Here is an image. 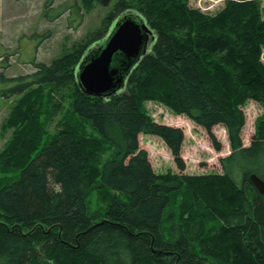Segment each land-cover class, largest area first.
<instances>
[{"label":"trees","instance_id":"obj_1","mask_svg":"<svg viewBox=\"0 0 264 264\" xmlns=\"http://www.w3.org/2000/svg\"><path fill=\"white\" fill-rule=\"evenodd\" d=\"M54 1L46 0L43 17L52 22L68 13L72 29L83 11L102 2L52 8ZM107 2L110 12L84 43L48 63L31 60V73L6 76L10 54L0 44V98H17L5 127H26L0 152V163L13 160L18 172L0 183V264H264V194L250 181L254 175L264 183L262 1L221 0L215 12H201L188 0ZM116 15L142 19L155 39L120 92L86 96L76 83L78 65L95 55L96 49L84 54L105 41ZM44 89L49 121L65 100L78 121L64 118L40 147V128L31 127V139L25 131ZM147 101L190 119L217 150L212 128L221 126L230 148L219 161L222 172L155 173L139 134L160 138L181 171L184 136L155 123L143 110ZM248 102L262 113L244 146L242 107ZM112 148L113 156L100 164V155ZM92 185L111 194L93 213L87 207ZM178 193L184 196L180 218L168 220L165 231L166 211Z\"/></svg>","mask_w":264,"mask_h":264},{"label":"rangeland","instance_id":"obj_2","mask_svg":"<svg viewBox=\"0 0 264 264\" xmlns=\"http://www.w3.org/2000/svg\"><path fill=\"white\" fill-rule=\"evenodd\" d=\"M69 1L80 2V0H55L52 8ZM220 1L188 0V4L201 12H215L220 7ZM261 1L264 6V0ZM45 2L46 0H0V44L3 52L10 54L7 57L9 67L4 71L6 76L14 77L31 73L33 71V66L29 64L31 60L48 63L59 56L68 54L75 45L85 42L87 36L100 25L101 19L110 12L112 7V3H108L107 0L94 3L89 11H83L82 22L75 29H72L67 24L68 13L48 22L43 17ZM122 16L124 15H116L114 24ZM103 42L96 41L93 45L90 44L91 47L84 55H87L90 50L100 47ZM47 93V89L41 92L39 99L41 103L35 107L32 118L26 125L28 129L25 131L29 133L28 137L31 139L35 135V130L30 131L31 127L40 128V147L46 144L58 131L64 118L71 116L69 100H65L60 112L49 121L46 113L48 109L44 107L50 100ZM15 100H17L16 97L8 100L0 98V152L3 151V153L12 147L13 137L21 129L26 128L24 124L12 128L5 127ZM143 110L155 123L179 128L184 136L179 155L185 169L181 171L175 164L169 149L160 138L148 134H139V147L147 152L155 173L161 176L166 174L191 176L220 174L222 172L219 161L230 154V148L226 132L221 126L212 128V134L216 142L220 144V150H217L208 134L187 117L175 114L154 101L144 102ZM242 112L245 119L241 132L242 144L248 146L256 120L261 115L262 109L257 104L248 102L242 107ZM71 117L78 121L75 116ZM85 127L87 131L92 132L89 125ZM113 154L114 149H108L100 155L99 163H104ZM1 161L5 163H0V183L2 181L8 183L17 176L18 172L13 169V160L6 163L4 157ZM110 196L109 192L99 191L95 185H92L87 197L88 210L91 213L102 210ZM183 199L184 196L180 193L171 199L163 223L165 231L171 222L176 223L179 220ZM171 218V222H168Z\"/></svg>","mask_w":264,"mask_h":264},{"label":"water","instance_id":"obj_3","mask_svg":"<svg viewBox=\"0 0 264 264\" xmlns=\"http://www.w3.org/2000/svg\"><path fill=\"white\" fill-rule=\"evenodd\" d=\"M134 18L121 17L95 55L80 62L75 77L82 94L100 98L115 95L124 87L134 66L148 55L155 38L142 19ZM250 181L259 194H264L260 179L252 175Z\"/></svg>","mask_w":264,"mask_h":264}]
</instances>
